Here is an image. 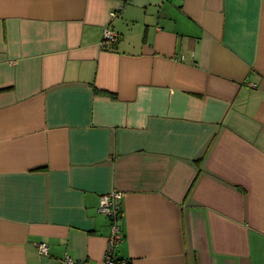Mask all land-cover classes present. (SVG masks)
Returning <instances> with one entry per match:
<instances>
[{
	"label": "crops",
	"instance_id": "crops-1",
	"mask_svg": "<svg viewBox=\"0 0 264 264\" xmlns=\"http://www.w3.org/2000/svg\"><path fill=\"white\" fill-rule=\"evenodd\" d=\"M125 1L0 0V264H103L112 191L122 264H264V0Z\"/></svg>",
	"mask_w": 264,
	"mask_h": 264
},
{
	"label": "built area",
	"instance_id": "built-area-1",
	"mask_svg": "<svg viewBox=\"0 0 264 264\" xmlns=\"http://www.w3.org/2000/svg\"><path fill=\"white\" fill-rule=\"evenodd\" d=\"M132 0H126V3ZM117 12L113 13L116 16ZM119 37L118 33L106 28L104 31V41H116ZM123 198L122 192L112 191L101 196L98 205V211L110 219V235L108 237V245L104 256L103 264H118L116 263V248L122 242L124 233L120 224L121 211L119 210L118 200ZM38 251L41 255H48L50 246L46 242L38 243ZM61 264H89L85 261L73 259L66 254L65 258L61 260Z\"/></svg>",
	"mask_w": 264,
	"mask_h": 264
},
{
	"label": "trees",
	"instance_id": "trees-1",
	"mask_svg": "<svg viewBox=\"0 0 264 264\" xmlns=\"http://www.w3.org/2000/svg\"><path fill=\"white\" fill-rule=\"evenodd\" d=\"M116 263L122 264V263H124V260L119 258V257H117V255H116ZM127 263H128V261H127Z\"/></svg>",
	"mask_w": 264,
	"mask_h": 264
}]
</instances>
